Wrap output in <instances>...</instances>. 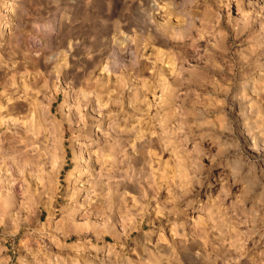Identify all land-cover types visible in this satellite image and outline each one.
<instances>
[{
	"label": "rangeland",
	"instance_id": "obj_1",
	"mask_svg": "<svg viewBox=\"0 0 264 264\" xmlns=\"http://www.w3.org/2000/svg\"><path fill=\"white\" fill-rule=\"evenodd\" d=\"M0 264H264V0H0Z\"/></svg>",
	"mask_w": 264,
	"mask_h": 264
}]
</instances>
